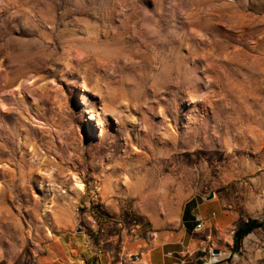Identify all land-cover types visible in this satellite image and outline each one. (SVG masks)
<instances>
[{
  "label": "rangeland",
  "instance_id": "obj_1",
  "mask_svg": "<svg viewBox=\"0 0 264 264\" xmlns=\"http://www.w3.org/2000/svg\"><path fill=\"white\" fill-rule=\"evenodd\" d=\"M191 196L264 234V0H0V264H131Z\"/></svg>",
  "mask_w": 264,
  "mask_h": 264
},
{
  "label": "crops",
  "instance_id": "obj_2",
  "mask_svg": "<svg viewBox=\"0 0 264 264\" xmlns=\"http://www.w3.org/2000/svg\"><path fill=\"white\" fill-rule=\"evenodd\" d=\"M147 217L152 231L141 238V244L136 248L138 259L131 264H207L212 255L219 259L216 264H230L228 258L232 252H235L232 255L237 258L241 256V261L237 264H263V249L258 239L253 238V234L247 237L245 235L239 247L233 248L234 232L247 219L239 224L238 214L223 208L216 198L207 200L191 196L183 202L171 220L163 215L156 218L151 213ZM224 232L230 233L226 241L219 238ZM249 246L251 250L248 251ZM213 250H218L219 253L213 254ZM49 264L113 262L111 256L101 249L100 254H97L86 248L78 259L60 258Z\"/></svg>",
  "mask_w": 264,
  "mask_h": 264
},
{
  "label": "trees",
  "instance_id": "obj_3",
  "mask_svg": "<svg viewBox=\"0 0 264 264\" xmlns=\"http://www.w3.org/2000/svg\"><path fill=\"white\" fill-rule=\"evenodd\" d=\"M261 225L262 223H260L257 219L247 218V220L242 224H240L234 232L233 248L237 249L240 245L242 238L245 235H247L250 231H252L254 228L259 227Z\"/></svg>",
  "mask_w": 264,
  "mask_h": 264
},
{
  "label": "built area",
  "instance_id": "obj_4",
  "mask_svg": "<svg viewBox=\"0 0 264 264\" xmlns=\"http://www.w3.org/2000/svg\"><path fill=\"white\" fill-rule=\"evenodd\" d=\"M258 242L259 244L261 245L262 249H263V253H264V234H262L260 236V238L258 239ZM215 257V258H212V257ZM212 257L207 261V264H213L217 261V256L216 255H212ZM136 259H138V257H136ZM263 264H264V258H263Z\"/></svg>",
  "mask_w": 264,
  "mask_h": 264
},
{
  "label": "bare ground",
  "instance_id": "obj_5",
  "mask_svg": "<svg viewBox=\"0 0 264 264\" xmlns=\"http://www.w3.org/2000/svg\"><path fill=\"white\" fill-rule=\"evenodd\" d=\"M73 186L75 189H77L78 191L83 189V184L81 182L80 179H78L77 177H74V182H73ZM215 258V257H213Z\"/></svg>",
  "mask_w": 264,
  "mask_h": 264
},
{
  "label": "water",
  "instance_id": "obj_6",
  "mask_svg": "<svg viewBox=\"0 0 264 264\" xmlns=\"http://www.w3.org/2000/svg\"><path fill=\"white\" fill-rule=\"evenodd\" d=\"M212 196H213V193L210 192L209 195H208V197H207V199L212 198ZM212 253H213V254H218L219 251H218V250H213Z\"/></svg>",
  "mask_w": 264,
  "mask_h": 264
}]
</instances>
